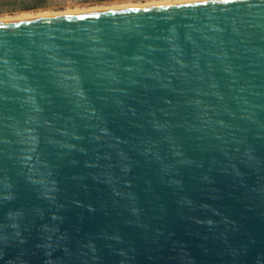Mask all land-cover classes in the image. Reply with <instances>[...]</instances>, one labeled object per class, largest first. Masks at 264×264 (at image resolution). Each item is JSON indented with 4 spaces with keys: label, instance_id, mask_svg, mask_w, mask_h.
Returning <instances> with one entry per match:
<instances>
[{
    "label": "water",
    "instance_id": "95a60500",
    "mask_svg": "<svg viewBox=\"0 0 264 264\" xmlns=\"http://www.w3.org/2000/svg\"><path fill=\"white\" fill-rule=\"evenodd\" d=\"M0 264H264V0L0 24Z\"/></svg>",
    "mask_w": 264,
    "mask_h": 264
},
{
    "label": "rangeland",
    "instance_id": "374dc122",
    "mask_svg": "<svg viewBox=\"0 0 264 264\" xmlns=\"http://www.w3.org/2000/svg\"><path fill=\"white\" fill-rule=\"evenodd\" d=\"M167 1L175 0H0V20L21 15L68 12L83 7L111 8Z\"/></svg>",
    "mask_w": 264,
    "mask_h": 264
},
{
    "label": "bare ground",
    "instance_id": "6f19581e",
    "mask_svg": "<svg viewBox=\"0 0 264 264\" xmlns=\"http://www.w3.org/2000/svg\"><path fill=\"white\" fill-rule=\"evenodd\" d=\"M207 2V1H219V0H178V1H167L160 3H152V4H144V5H126L120 7H108V8H97V7H83L78 10L68 11V12H60V13H43L38 15H21L15 17H8L0 20V24L9 23V22H20V21H28V20H37L51 17H61L68 15H81V14H89V13H101L108 11H118V10H129V9H137V8H149V7H164L176 4H185V3H193V2ZM221 1V0H220Z\"/></svg>",
    "mask_w": 264,
    "mask_h": 264
}]
</instances>
